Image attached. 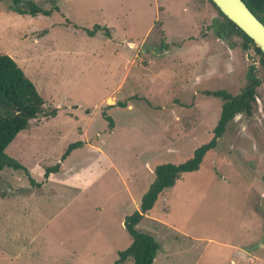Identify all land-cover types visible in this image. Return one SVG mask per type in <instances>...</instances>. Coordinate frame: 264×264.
Returning <instances> with one entry per match:
<instances>
[{
  "label": "rangeland",
  "instance_id": "obj_1",
  "mask_svg": "<svg viewBox=\"0 0 264 264\" xmlns=\"http://www.w3.org/2000/svg\"><path fill=\"white\" fill-rule=\"evenodd\" d=\"M32 1L50 15L18 14L0 0V53L44 100L5 153L40 181L80 140L59 161V179L81 189L55 176L30 196L23 171L3 167L0 264H16L3 256L24 248L20 264H113L130 242L121 220L138 208L154 166L184 161L211 137L221 100L203 90L237 94L250 64L260 79L251 115L236 114L137 228L159 244L151 264H264V69L253 50L235 34L215 36L220 17L207 0H165L169 11L161 0ZM95 23L107 31L88 36L83 28Z\"/></svg>",
  "mask_w": 264,
  "mask_h": 264
},
{
  "label": "trees",
  "instance_id": "obj_2",
  "mask_svg": "<svg viewBox=\"0 0 264 264\" xmlns=\"http://www.w3.org/2000/svg\"><path fill=\"white\" fill-rule=\"evenodd\" d=\"M207 1L216 9L220 17L219 19H213V33L215 36L225 39L231 34L237 35L241 39V48H251L254 54L257 55L259 64L264 69V55L260 49L254 45L247 35L227 19L211 0ZM242 1L264 24V0ZM9 8L18 14H28L30 16L37 14L47 16L51 13V9H43L32 0H10ZM101 29L107 31L106 26L103 27L96 23L93 24L91 29L83 28L88 36H93L96 31ZM245 80L239 92L234 95L224 89L203 90V94L206 96L218 97L221 100L219 114L211 130V137L208 141L195 147L191 156L184 161L179 163L165 162L154 166L153 179L142 193L138 208L125 215L122 220V225L130 236V242L125 248L117 251L113 264H122L128 258L131 259V264L152 263L159 245L149 232L138 229L136 224L150 210L158 195L164 189L172 187L181 174L198 169L205 153L215 147L217 139L225 130V126L236 114L251 115L253 103L255 102V89L260 84V79L255 73L253 64L248 66ZM43 103L44 100L36 90L35 85L16 62L9 55L0 53V169L3 167L21 169L32 185L36 183L25 166L7 155L5 148L19 131L28 127L31 119L41 113ZM115 104L124 106L122 102H116ZM50 114L54 115V111ZM102 116L107 121L108 127L111 128V117L106 114H102ZM81 145L80 140L69 142L60 154L59 161H64L72 150ZM59 161L44 167L43 177L60 170Z\"/></svg>",
  "mask_w": 264,
  "mask_h": 264
},
{
  "label": "water",
  "instance_id": "obj_3",
  "mask_svg": "<svg viewBox=\"0 0 264 264\" xmlns=\"http://www.w3.org/2000/svg\"><path fill=\"white\" fill-rule=\"evenodd\" d=\"M217 9L245 35L264 55V24L242 0H211Z\"/></svg>",
  "mask_w": 264,
  "mask_h": 264
},
{
  "label": "crops",
  "instance_id": "obj_4",
  "mask_svg": "<svg viewBox=\"0 0 264 264\" xmlns=\"http://www.w3.org/2000/svg\"><path fill=\"white\" fill-rule=\"evenodd\" d=\"M187 1V0H186ZM161 4H165V7H166V11H169L168 10V6L166 5V1L165 0H161ZM190 8V7H189ZM191 11V10H190ZM191 13H192V11H191ZM200 43H202V39H201V42ZM200 46V45H199ZM72 152V151H71ZM38 168V166L37 165H35L34 166V169H37ZM27 169L29 170L28 171V173H29V175L31 176V171H30V167H28L27 166ZM1 170V169H0ZM64 175L65 173L63 172L62 173V171H61V169L60 170H58L57 172H53V173H49L48 175H47V177H43V171H42V178H41V180L40 181H37V180H35V179H33L32 178V176H31V178L33 179V181L36 183V184H34V185H32V184H30V188H28L27 187V189H25V192L27 191V193H29V195L30 196H34L35 195V190H37V189H39V190H41L42 189V187H44L45 185H47V183H52L54 180V177L56 176V178L57 179H55V181H59V182H56L57 184H64V185H72V186H74L75 188H78L79 189V191H80V189L81 188H79L78 187V184H76V183H72V182H70V181H67V180H65V179H59V176H61V175ZM68 176V175H67ZM71 175H69V177H70ZM6 185H8V183H5L4 184V186L3 187H5ZM16 187V186H15ZM20 188V187H19ZM3 192V191H2ZM1 192V193H2ZM6 192L8 193V194H12V193H14V190L10 187L8 190H6ZM6 192H3V194H6ZM21 196H23V195H21ZM14 198L16 199L17 198V196H14ZM152 208V207H151ZM150 208V209H151ZM149 211V210H148ZM147 213H145L144 215H146ZM143 215V216H144ZM121 222H122V220H121ZM139 223V222H138ZM137 223V224H138ZM137 224H136V227H137ZM148 232V231H147ZM151 234V233H150ZM152 235V234H151ZM153 236V235H152ZM154 238V237H153ZM158 243V242H157ZM30 245V238H29V244L27 243V245L26 246H23V248L24 247H28ZM159 245V244H158ZM160 247H158V249H159ZM3 248H2V246L0 245V250H2ZM157 249V250H158ZM26 251V249L24 248V249H21V250H17V251H14L13 253H12V255H8V256H3L4 258L3 259H12L16 264H20V262H21V259H22V255L24 254V252ZM28 252H29V254H30V246H29V248H28ZM28 254V253H27ZM30 256V255H29ZM5 257H8V258H5ZM27 257V256H26ZM155 258V257H154ZM12 260H9V262L10 261H12ZM23 261H26V264H30V262H29V260H23ZM154 261V260H153ZM152 261V262H153ZM151 264V263H150Z\"/></svg>",
  "mask_w": 264,
  "mask_h": 264
}]
</instances>
